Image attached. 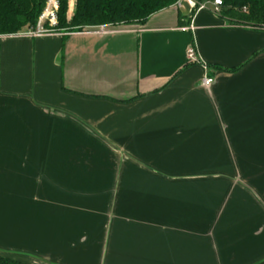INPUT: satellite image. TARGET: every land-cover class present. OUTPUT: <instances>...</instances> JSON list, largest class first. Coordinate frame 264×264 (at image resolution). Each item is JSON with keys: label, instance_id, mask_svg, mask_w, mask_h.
Returning <instances> with one entry per match:
<instances>
[{"label": "crops", "instance_id": "crops-1", "mask_svg": "<svg viewBox=\"0 0 264 264\" xmlns=\"http://www.w3.org/2000/svg\"><path fill=\"white\" fill-rule=\"evenodd\" d=\"M186 7L0 36V257L264 264V31Z\"/></svg>", "mask_w": 264, "mask_h": 264}, {"label": "trees", "instance_id": "trees-1", "mask_svg": "<svg viewBox=\"0 0 264 264\" xmlns=\"http://www.w3.org/2000/svg\"><path fill=\"white\" fill-rule=\"evenodd\" d=\"M71 0V9L73 7ZM199 2L207 0H197ZM178 0H76L71 20L69 0H60L58 32L79 33L90 28L144 25ZM219 15L231 24L264 31V0H222ZM45 0H0V36L36 27ZM0 264H16L0 258Z\"/></svg>", "mask_w": 264, "mask_h": 264}, {"label": "built area", "instance_id": "built-area-1", "mask_svg": "<svg viewBox=\"0 0 264 264\" xmlns=\"http://www.w3.org/2000/svg\"><path fill=\"white\" fill-rule=\"evenodd\" d=\"M213 6V10L216 14H220L223 7L222 0H207L199 2L197 0H178L175 7L183 9L184 6H188L192 12V16H195L198 12L206 10L208 5ZM59 12H60V0H45V7L41 15L38 18L36 27L23 32L22 34L30 38L46 37L54 34H63L56 29L59 24ZM188 58L191 61H197V53L195 49L191 48L188 51ZM205 86L209 87L213 84V80L206 78L204 80Z\"/></svg>", "mask_w": 264, "mask_h": 264}, {"label": "rangeland", "instance_id": "rangeland-1", "mask_svg": "<svg viewBox=\"0 0 264 264\" xmlns=\"http://www.w3.org/2000/svg\"><path fill=\"white\" fill-rule=\"evenodd\" d=\"M69 2H70V0H69ZM187 7L185 6V8H184V10H183V12H187ZM0 258H2V259H6V258H3V257H0ZM9 260V259H8ZM9 261H13V260H9ZM16 264H22L21 262H17V261H14Z\"/></svg>", "mask_w": 264, "mask_h": 264}]
</instances>
